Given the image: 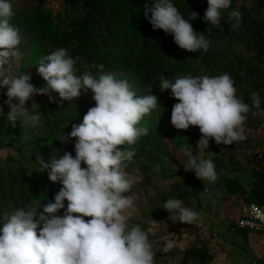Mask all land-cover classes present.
I'll return each instance as SVG.
<instances>
[{
	"label": "rangeland",
	"instance_id": "rangeland-1",
	"mask_svg": "<svg viewBox=\"0 0 264 264\" xmlns=\"http://www.w3.org/2000/svg\"><path fill=\"white\" fill-rule=\"evenodd\" d=\"M92 2L13 0L11 23L23 36L21 50L24 53L14 71L31 73L30 82L42 87L46 81L36 71L40 57L57 48H66L73 57H80L77 66L81 71L93 63L104 64L106 70L128 80L138 95H145L152 88V94L159 97L162 106L140 122V126L149 129L148 134L138 138L133 145L118 147L135 150L133 159L124 169L136 181L129 193L135 198L130 223L140 224L150 232L156 264H264V234L250 232L243 235L235 229L240 207L251 202L255 195L264 199V114L251 107L244 124L245 141L217 145L210 140L209 147L199 156L213 160L218 179L203 181L196 177L194 170H185L187 158L183 155L187 146L192 148L193 155L198 154L197 141L202 134L197 126L183 130L172 125L171 107L177 101L171 97V90L161 92L158 87L164 72L178 76L183 64L184 75L229 73L235 81L237 94L250 106L252 100L248 92L251 93L254 85L259 86L257 92L264 99L260 93H264V9L256 12L258 0H233L231 8L244 12L240 33L236 35L231 25L222 20L224 31L216 28L213 38L211 24L201 16L203 0H174L186 18L191 17L192 11L199 14L192 25L201 24L207 29L204 34L210 40V47L206 53L212 60L206 64L201 56L182 55L179 65L178 58L165 47L171 34L154 30L145 18V0L106 2L89 22L84 23L87 26L84 30L80 25L86 20ZM143 54L157 55L161 65V69L150 65V74L155 70L157 73L148 80L144 75L146 67L136 65ZM90 60L93 63L89 64ZM53 95L56 101H50L47 95L34 94L26 102L30 109L33 103L37 104L36 110L43 117L35 127L25 126L19 120L9 122L6 119L9 108L3 105L5 116H0V213H11L32 201H41L43 206L48 199L54 200L61 187L58 182L48 179L47 172L37 171L36 157L47 160L54 149L75 155V138L65 143L58 137L70 133L73 124L81 123L88 109L95 106V101L91 90L82 91L72 101H61L58 93ZM5 99L7 97L0 92V104ZM261 108L264 109V103ZM170 197L180 198L197 210L199 219L191 224L173 222L163 208ZM11 198L17 202L12 204ZM167 239L182 243L183 247L165 252ZM191 247L204 248L207 253L203 251L202 256L186 257V251Z\"/></svg>",
	"mask_w": 264,
	"mask_h": 264
},
{
	"label": "clouds",
	"instance_id": "clouds-1",
	"mask_svg": "<svg viewBox=\"0 0 264 264\" xmlns=\"http://www.w3.org/2000/svg\"><path fill=\"white\" fill-rule=\"evenodd\" d=\"M232 3L207 0L203 20L221 32L222 20L238 29L242 13L231 8ZM143 14L154 30L171 34L180 48L189 52L209 49L210 40L192 25L197 12L186 18L174 0H145ZM13 16V0H0V92L7 97L0 104V116H5L3 105H7L9 122L38 126L43 118L36 110L39 106L33 103L30 109L26 103L34 94L56 101L53 93H58L61 101H72L82 91L91 90L95 106L88 109L81 123L72 125L70 133L58 137L65 143L75 138V155L54 149L47 160L36 157L37 171L47 172L51 182L61 185L54 200L48 199L43 206L41 201H32L11 213H0V264H156L150 232L130 223L135 198L129 193L136 181L124 169L135 150L118 146L133 145L148 134L149 129L140 122L162 106L159 97L152 94V88L138 95L128 80L118 78L104 64L93 63L81 71L77 66L80 57H73L66 48L40 57L36 71L46 84L36 87L30 82L31 73L14 71L24 53L23 36L11 23ZM158 87L161 92L170 89L177 101L171 107L172 125L183 130L197 126L202 134L197 141L198 154L193 155L190 146L183 149L185 170H194L203 181L215 182V163L199 153L209 147L210 140L217 145L245 141L244 124L251 107L264 114V99L252 91L250 106L237 94L235 81L227 72L189 73L174 79L161 75ZM163 208L173 222L191 224L200 216L180 198H168ZM176 247L183 244L167 239L163 251Z\"/></svg>",
	"mask_w": 264,
	"mask_h": 264
},
{
	"label": "trees",
	"instance_id": "trees-1",
	"mask_svg": "<svg viewBox=\"0 0 264 264\" xmlns=\"http://www.w3.org/2000/svg\"><path fill=\"white\" fill-rule=\"evenodd\" d=\"M76 1H80V0H76ZM111 0H93V2H92V4H91V7H90V10H89V12H88V15H87V17H86V20H84L83 21V23L80 25V28H83L84 30H86L87 29V26L84 24L85 22H89L90 20L89 19H91V17L93 16V14L95 13V12H97L98 11V9L100 8V7H102L106 2H110ZM198 1V0H197ZM204 1V5L203 6H201V8H200V12H201V16H203L204 15V12H205V10H206V8H207V0H203ZM114 9V8H113ZM180 11H181V13H183L182 12V8H178ZM262 9H264V0H258V2H257V8H256V12H259L260 10H262ZM244 13V12H243ZM242 13V14H243ZM242 22H244V19L242 20ZM210 25V24H209ZM211 26V31H212V36H213V38H214V34H215V32H216V28H214L212 25H210ZM209 26V27H210ZM204 27V25L203 26H201V24H199L198 26L197 25H195V26H193V28L196 30V31H198V32H200V33H203L204 34V31L205 30H207V29H205V28H203ZM205 27H207V26H205ZM241 28H242V24L239 26V28L238 29H235V32H236V35H238V33H240V30H241ZM234 30V29H233ZM233 35V34H232ZM259 37H261V36H259ZM252 42H254L253 40H252ZM147 43L148 42H146V45H147ZM165 47H166V50L167 51H169V53H171L172 55H174L175 57H177L178 58V64L180 65V58H182L183 56L182 55H194V56H201V58H202V60L203 61H205L206 62V64L208 63V62H210V61H212L211 60V58L209 57V54H207L206 52L207 51H204V50H199L198 52H189L188 50H185V49H182V48H180L175 42H174V39H173V37H172V35L170 36V38H169V40H167L166 42H165ZM87 51V53H88V51L89 50H86ZM144 55V54H143ZM140 56L139 58H138V62H137V64L136 65H138V66H144V67H146V68H144V75H145V77H146V79L148 80V79H151L153 76H155L156 75V73H157V70H155L154 72H152L151 74H150V65H151V68H152V66H153V68H157V67H159V69H161V65H160V60H159V57L156 55L155 57H153V56H151V55H149V54H147V55H144V56ZM89 64H91V63H93V61H89L88 62ZM185 67H184V65L182 64L181 65V68H180V70H181V72H180V75H184V73H185ZM180 75H178V76H180ZM163 76L165 77V78H167V79H174V78H176L177 76H175V74L172 72L171 74H168V73H165L164 72V74H163ZM235 78H237L238 80L240 79V78H238L237 76H235ZM259 86L258 85H254L253 86V88L251 89V92L252 91H258L260 88H258ZM258 89V90H257ZM170 89H168L167 91H169ZM262 95H264V93L263 92H260ZM248 94H250L249 92H248ZM255 195V194H254ZM253 195V196H254ZM12 197V196H11ZM12 200H13V203L12 204H15L14 202H17L16 201V199H14V198H11ZM254 203H257V204H264V199L263 198H259L258 197V195L256 196L255 195V198L254 199H251ZM251 201V202H252ZM239 232L241 233V234H243V235H247V231H244V230H239ZM203 251H205V253H207L206 252V250L204 249V248H198V249H196V248H193V247H191V248H189L187 251H186V257L188 256V257H192V256H202L203 255ZM207 257H210L208 254H207ZM203 259V258H202ZM185 260V259H184Z\"/></svg>",
	"mask_w": 264,
	"mask_h": 264
},
{
	"label": "built area",
	"instance_id": "built-area-1",
	"mask_svg": "<svg viewBox=\"0 0 264 264\" xmlns=\"http://www.w3.org/2000/svg\"><path fill=\"white\" fill-rule=\"evenodd\" d=\"M235 229L264 234V204H243L236 216Z\"/></svg>",
	"mask_w": 264,
	"mask_h": 264
},
{
	"label": "crops",
	"instance_id": "crops-1",
	"mask_svg": "<svg viewBox=\"0 0 264 264\" xmlns=\"http://www.w3.org/2000/svg\"><path fill=\"white\" fill-rule=\"evenodd\" d=\"M239 231V230H238Z\"/></svg>",
	"mask_w": 264,
	"mask_h": 264
}]
</instances>
